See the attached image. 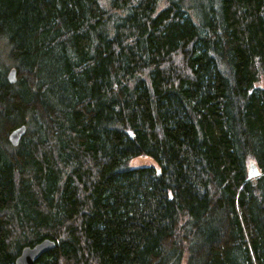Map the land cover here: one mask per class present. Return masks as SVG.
Segmentation results:
<instances>
[{"label":"trees","instance_id":"1","mask_svg":"<svg viewBox=\"0 0 264 264\" xmlns=\"http://www.w3.org/2000/svg\"><path fill=\"white\" fill-rule=\"evenodd\" d=\"M0 46V264H264V0H0Z\"/></svg>","mask_w":264,"mask_h":264},{"label":"water","instance_id":"2","mask_svg":"<svg viewBox=\"0 0 264 264\" xmlns=\"http://www.w3.org/2000/svg\"><path fill=\"white\" fill-rule=\"evenodd\" d=\"M9 82L15 83L17 80V70L12 68L8 74ZM27 131L26 125L15 128L9 134V141L13 146H17L20 143L21 138ZM254 167V166H253ZM260 174V171L255 167L251 168L249 172L250 177H254ZM56 246V242L51 239H45L33 246L25 247L21 254L16 259V264H38L40 258L48 251L52 250Z\"/></svg>","mask_w":264,"mask_h":264},{"label":"rangeland","instance_id":"3","mask_svg":"<svg viewBox=\"0 0 264 264\" xmlns=\"http://www.w3.org/2000/svg\"><path fill=\"white\" fill-rule=\"evenodd\" d=\"M0 47H1V46H0ZM132 164H133L134 166H139V165H149V164L155 166L154 161L151 160L150 158H137V159H134V160H133ZM252 165H254V163L250 162L249 165H248L249 168H250Z\"/></svg>","mask_w":264,"mask_h":264},{"label":"bare ground","instance_id":"4","mask_svg":"<svg viewBox=\"0 0 264 264\" xmlns=\"http://www.w3.org/2000/svg\"><path fill=\"white\" fill-rule=\"evenodd\" d=\"M249 169H251V167H250ZM51 240H52V239H51Z\"/></svg>","mask_w":264,"mask_h":264}]
</instances>
